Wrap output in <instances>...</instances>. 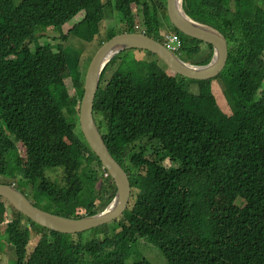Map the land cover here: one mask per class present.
<instances>
[{
    "label": "trees",
    "instance_id": "obj_1",
    "mask_svg": "<svg viewBox=\"0 0 264 264\" xmlns=\"http://www.w3.org/2000/svg\"><path fill=\"white\" fill-rule=\"evenodd\" d=\"M232 2L234 12L231 0H183L189 17L227 39V65L217 78L231 92L224 93L231 114L196 85L209 80L171 77L149 52L139 79L123 64L105 74L120 54L114 57L95 94L93 114L109 152L122 166L139 167L127 168L132 205L114 224L148 235L166 264H264V9L255 0ZM108 8L121 18L122 32L161 40L165 9L160 13L149 0H0V183L17 177L21 187L15 185L30 192L34 206L44 202L61 216L76 218L77 208L85 215L101 211L115 188L78 133L85 76L76 69L80 58L51 45L45 32L83 12L61 38L91 41ZM174 33L183 40L182 54L200 52V41ZM114 35L107 32L102 42ZM209 48L198 65L210 60ZM67 78L75 90L71 97ZM137 141H146L157 156L145 158L132 147ZM165 157L174 166L166 169L160 162ZM56 168L62 169L57 177L45 174ZM99 183L106 194L98 203ZM10 209L2 235L14 264H122L113 259L126 238H105L108 225L86 236L60 234ZM6 211L0 200V221ZM27 224L38 235L32 251ZM99 234L104 241L96 240Z\"/></svg>",
    "mask_w": 264,
    "mask_h": 264
},
{
    "label": "water",
    "instance_id": "obj_2",
    "mask_svg": "<svg viewBox=\"0 0 264 264\" xmlns=\"http://www.w3.org/2000/svg\"><path fill=\"white\" fill-rule=\"evenodd\" d=\"M166 4L168 19L177 30L212 48L210 62L202 66L189 64L173 55L160 42L140 33H121L105 42L93 56L88 67L79 106L78 122L86 143L100 161L102 168L113 179L116 194L111 204L100 214L80 220H70L36 209L13 185L0 184V197L10 202L33 222L58 233L75 234L109 223L126 208L129 196L126 175L108 153L92 115L99 76L113 56L128 49L144 50L158 56L175 74L192 80L206 81L216 78L225 68L227 45L224 37L215 29L190 19L181 8V0H166Z\"/></svg>",
    "mask_w": 264,
    "mask_h": 264
},
{
    "label": "rangeland",
    "instance_id": "obj_3",
    "mask_svg": "<svg viewBox=\"0 0 264 264\" xmlns=\"http://www.w3.org/2000/svg\"><path fill=\"white\" fill-rule=\"evenodd\" d=\"M105 1V0H103ZM150 3H157V5L162 8L163 5L159 2L164 3V0H149ZM258 5H262V9H264V0H255ZM263 2V3H262ZM228 8L232 10L233 4H229ZM111 10V12H110ZM233 11V10H232ZM234 12V11H233ZM79 15V14H78ZM77 15V16H78ZM74 17L70 22L76 21V19H80L82 17V14L77 18ZM119 15L113 8H109L108 11H106L105 19L102 21L100 24V30L98 36L91 42V43H84L80 41L79 39H76L74 37H69L67 40H62L61 39V34L66 32L71 24L65 25L63 28V31L61 29L57 28H50L47 30L45 36H49V38L53 41L58 42L59 44H63V49L65 51H70L72 55L75 57L80 58V61L78 63L77 69H80V72L84 75V72L86 71V67L88 64V60L94 56L96 51L98 50L99 47V40L102 41L104 40V35L106 32H112L115 33V35L120 34V29H124V24H120L119 21L121 22V18H119ZM137 20V18L135 19ZM162 24L167 22L166 15L162 17L161 19ZM168 25V23H167ZM61 31V32H60ZM44 39V38H43ZM144 61H149L148 55L144 53V51L140 50H128L125 53L119 55L113 62V65L109 66L108 69L106 70L105 74L110 73V75L113 73V71L121 64L131 67V69L134 71V77L136 79H139L143 76H145V68L144 66ZM198 61L197 58H192L190 60L191 63H196ZM130 69V68H129ZM85 70V71H84ZM168 74H172L169 73ZM222 75V74H221ZM220 75V76H221ZM65 83L67 86L70 87L71 91L69 92V95H72L74 90L72 87V83L69 78L65 79ZM200 91H204L209 97H212L215 101L216 106L219 108V110L226 114L229 115L232 113L233 110V105H231L230 101L227 99L224 93H226L229 97H231V92L225 87L223 89V84L221 82L220 78H215L210 81H208L205 85L201 86L199 84H196ZM195 84L192 83H186L187 88H190L191 90H195L197 92L198 87ZM73 91V92H72ZM18 152L22 154V157L24 156V149L21 147L20 144L17 145ZM147 156H151V154L146 153ZM24 165H26V161H22ZM167 164V163H166ZM61 174L60 170H57L54 172L53 176L56 177L57 175ZM95 177V174H94ZM6 183H16L18 186L21 187L20 181L15 177L14 180L6 181V178H4ZM0 182L1 178H0ZM98 188V199H102L104 197L105 190L104 186L101 185L100 183L97 185ZM24 191V190H22ZM37 207L41 209H49V205L44 203V202H36ZM9 209L10 207L7 206ZM8 215H11V210L6 211ZM49 212L53 213V209H49ZM11 218V216L5 215V219L8 221ZM6 223V222H5ZM5 223H1L0 225V234L3 232L5 228ZM35 232H31V236H33ZM83 236H86L90 234L89 231H86L82 233ZM2 237L0 236V239ZM75 238V237H74ZM152 249H150V248ZM0 264H14V254L12 248L8 245V243L5 240H1L0 242ZM124 260L126 263H134L141 258H145L148 260L151 264H166L165 259L159 252V250L153 246V245H143L139 240L133 242L130 244L124 251L123 254Z\"/></svg>",
    "mask_w": 264,
    "mask_h": 264
},
{
    "label": "clouds",
    "instance_id": "obj_4",
    "mask_svg": "<svg viewBox=\"0 0 264 264\" xmlns=\"http://www.w3.org/2000/svg\"><path fill=\"white\" fill-rule=\"evenodd\" d=\"M103 1V0H102ZM104 2V1H103ZM157 2V1H156ZM152 3L159 11H160V13H161V10L162 9H165V11H164V13H165V15H166V18H167V22L166 23H164V24H162V30L160 31V36H161V40L160 41H158V40H156V41H158V42H160L163 46H165L173 55H176L177 57H179L181 60H183V61H185V62H187V63H189V64H192V65H195V66H200V65H198V64H200L201 63V61H197L196 63H191L190 62V60L193 58V57H195V56H189V55H187V54H185V53H183L182 54V51H181V46H182V42H183V40H182V38L181 37H179L177 34H175L174 33V29L175 30H177L171 23H170V21H169V19H168V16H167V10H166V6H167V4H166V0H164V3H162V2H159V3H161L162 5H163V7L162 8H160L158 5H157V3ZM229 4H233V8H234V3L232 2V0H231V3H229ZM181 8H182V10H183V12L185 13V11H184V9H183V0H181ZM109 9V8H108ZM108 9H107V11H108ZM114 9V8H113ZM110 12H111V10H110ZM79 14V15H78ZM82 14V17L78 20V19H76V21H75V23L74 22H70L74 17H76L77 15V18L80 16ZM186 14V13H185ZM187 15V14H186ZM188 16V15H187ZM189 17V16H188ZM82 18H83V12H79V13H77L75 16H73L69 21H67V22H65V23H63L60 27H56V26H49V29L51 28H57V29H61L62 31H63V28L62 27H64L65 25H68V24H71V26H70V28L66 31V32H64V33H62L61 34V36L62 35H68V31L69 30H71L72 28H73V26L74 25H76V24H78L81 20H82ZM190 19H192L191 17H189ZM105 19V18H104ZM104 19L102 20V21H104ZM193 20V19H192ZM102 21H101V23H102ZM193 21H195V20H193ZM195 22H197V21H195ZM100 23V24H101ZM167 23H168V25H167ZM197 23H199V24H202V25H206V26H209V25H207V24H203V23H200V22H197ZM209 27H211V28H213L212 26H209ZM169 29H172L173 30V32L172 33H168V30ZM213 29H215V28H213ZM48 30V29H47ZM99 30H100V25H99ZM216 30V29H215ZM123 31V29L121 28L120 29V34L121 33H128V32H122ZM179 33H181L179 30H177ZM217 31V30H216ZM47 32V31H46ZM61 32V31H60ZM99 32V31H98ZM219 32V31H218ZM107 33V32H106ZM105 33V34H106ZM137 33H140V34H143V33H141V32H137ZM220 33V32H219ZM99 34V33H98ZM98 34L97 35H95L96 37L98 36ZM115 34V33H114ZM182 34V33H181ZM223 37H224V39L226 40V45H227V59H228V44H227V39L225 38V36L222 34V33H220ZM118 35V34H117ZM143 35H145V34H143ZM182 35H184V34H182ZM94 36V37H95ZM115 36V35H114ZM113 36V37H114ZM146 36V35H145ZM184 36H186V35H184ZM69 37H74V38H76V39H79L80 41H82V42H86V43H91L95 38L93 37V39L91 40V41H84V40H82V39H80V38H78V37H76V36H73V35H70V36H68L66 39H63V38H61L62 40H67ZM104 37H105V35H104ZM148 37V36H147ZM186 37H188V36H186ZM47 38H48V40H49V43L51 44V45H56V44H59L58 42H56V41H53V40H51L50 38H49V36H47ZM112 38V37H111ZM110 38V39H111ZM151 38V37H150ZM188 38H190V37H188ZM110 39H108V40H110ZM153 39V38H152ZM191 39H194V38H191ZM107 40V41H108ZM153 40H155V39H153ZM194 40H196V39H194ZM102 41H104V40H102ZM102 41H100L99 40V47H98V50H99V48L105 43V42H107V41H105V42H102ZM197 41H199V40H197ZM102 42V43H101ZM203 45H205L207 48H208V50L210 49L209 48V46L207 45V44H205V43H203L202 41H200ZM60 45V47H61V49L64 51V49H63V44H59ZM212 49V48H211ZM97 50V51H98ZM128 50H138V49H128ZM128 50H124V51H121L120 53H118V54H116L115 56H113L111 59H110V61L114 58V57H116L117 55H121L122 53H125L126 51H128ZM96 51V52H97ZM140 51H144V50H140ZM145 52H147V51H144V53ZM150 53V52H149ZM207 53L208 52H206V54H205V56L203 57V59L206 57V55H207ZM96 54V53H95ZM94 54V55H95ZM146 54V53H145ZM150 54H152V53H150ZM212 54H213V50H212V53H211V58H212ZM153 55H155V54H153ZM158 57V56H157ZM92 58H93V56H92ZM159 58V57H158ZM211 58H210V60H211ZM160 59V58H159ZM92 60V59H91ZM91 60H90V62H91ZM198 60H200V59H198ZM210 60L207 62V63H205V64H203V65H206V64H208L209 62H210ZM110 61L106 64V66L110 63ZM90 62H89V64L87 65V68H86V73H87V70H88V67H89V65H90ZM162 63H164V62H162ZM165 64V63H164ZM113 65V64H112ZM166 65V64H165ZM226 65H227V61H226ZM226 65H225V68H226ZM105 66V67H106ZM202 66V65H201ZM105 67H104V69H105ZM167 67V66H166ZM224 68V69H225ZM76 69H77V67H76ZM103 69V70H104ZM224 69H223V71H224ZM103 70H102V72H103ZM222 71V72H223ZM101 72V73H102ZM165 72L167 73V75H169V76H180V75H178V74H175L173 71H171L168 67H167V69L165 70ZM168 72L169 73H172V74H168ZM221 72V73H222ZM86 73L83 75L84 77V81H85V78H86ZM220 73V74H221ZM219 74V75H220ZM101 75V74H100ZM218 75V76H219ZM217 76V77H218ZM180 77H182V76H180ZM217 77H216V79H217ZM182 78H184V77H182ZM185 79V78H184ZM186 79H188V78H186ZM213 79H215V78H213ZM192 80V79H191ZM210 80H212V79H210ZM209 80V81H210ZM198 81H204V80H198ZM206 81H208V80H206ZM99 82H100V76H99V81H98V87H99ZM84 85V84H83ZM67 87V86H66ZM67 89H68V95H69V92L71 91V89L69 88V87H67ZM83 89H84V86H83ZM74 90V89H73ZM97 90H98V88H97ZM73 92V91H72ZM97 92V91H96ZM75 94V90H74V92H73V94L72 95H69L70 97L71 96H73ZM82 94H83V92H82ZM81 98H82V95H81ZM95 99V98H94ZM80 101H81V99H80ZM94 103V102H93ZM79 106H80V102H79ZM92 115H93V120H94V122H95V118H94V114H93V110H92ZM78 118H79V107H78ZM95 125H96V127H97V129H98V126H97V124H96V122H95ZM78 127H79V122H78ZM98 132H99V134L101 135V133H100V131H99V129H98ZM78 133H80V135H81V137L84 139V137H83V135H82V133H81V131H80V128H79V131H78ZM101 137H102V135H101ZM102 140H103V138H102ZM84 141H85V139H84ZM86 142V141H85ZM103 142H104V140H103ZM87 144V143H86ZM105 144V143H104ZM21 145V144H20ZM88 145V144H87ZM106 145V144H105ZM22 147V146H21ZM89 147V146H88ZM107 147V146H106ZM132 147L133 148H135L136 150H137V152H142L143 153V156L145 157V158H148V159H150V158H153V157H156L157 155H155V154H153V152L150 150V148H149V145H147V143H146V141H137L135 144H133L132 145ZM23 148V147H22ZM90 148V147H89ZM24 149V148H23ZM107 149H108V147H107ZM91 150V149H90ZM92 151V150H91ZM92 153H93V151H92ZM108 153L111 155V153L109 152V149H108ZM146 153H149V154H151V156H147L146 155ZM94 154V153H93ZM96 157V156H95ZM111 157L115 160V158L111 155ZM97 158V157H96ZM98 159V158H97ZM116 161V160H115ZM100 162V161H99ZM117 162V161H116ZM125 162H127V160H125ZM162 164H163V166H165L166 167V169L168 168V167H170V166H172L173 164L171 163L172 162V160L169 158V157H165L162 161H160ZM119 165H120V167L123 169V171H124V173H125V175H126V181H127V183L129 184V196H128V201H127V205H126V208L123 210V212L117 217V218H115L114 220H111L109 223H106V224H103V225H100V226H97V227H95V228H99V227H101V226H104V225H108V228H107V230H105L104 231V233H103V236L105 237V238H107V237H114L115 235H117L118 233L120 234V235H123V236H125V238H126V242H125V244L118 250V252H117V255L114 257V259H113V261H118V262H120V263H122V264H139V263H145V264H151L148 260H146L145 258H141L140 260H138V261H136V262H134V263H126L125 262V260H124V257H123V254H124V251H125V249L130 245V244H132L133 242H135V241H137V240H139L143 245H153V246H155L158 250H159V252L161 253V255L163 256V258H165L166 256H165V254H164V252H163V250L160 248V246L157 244V243H155V242H153L152 240H151V238L148 236V235H141V234H139L138 232H131V231H129L128 230V227L126 228V229H124V230H121V228H119V227H117V225L116 224H114L115 223V221L116 220H118L120 217H124V214H125V212L127 211V209L128 208H131V205H132V202L130 201V198H131V193H132V189H135V188H133V186L131 185V181H130V176H129V173L127 172V168H131V169H137V168H139V167H136V166H133V165H130V164H127L126 163V167H124V166H122L119 162H117ZM167 163V164H166ZM101 164V163H100ZM102 166V165H101ZM174 166V165H173ZM57 170H60L61 172H62V169L61 168H56V169H53V170H49V171H47L45 174H47V175H50L51 177H53V178H55L54 176H53V174H54V172H56ZM103 171H105V169H102ZM58 176V175H57ZM56 176V177H57ZM103 176L106 178V177H110L109 175H108V173L105 171L104 173H103ZM111 178V177H110ZM111 180H112V182H113V179L111 178ZM0 184H2V183H0ZM4 185H13L29 202H30V204L33 206V207H35L36 209H39V210H41V211H43V212H46V213H49V214H52V215H55V216H59V217H63V218H66V219H70V220H80V219H82V218H85V217H91V216H95V215H97V214H100L101 212H103L110 204H111V202H112V200H113V198H114V196H115V194H116V187H115V184H114V182H113V185H114V188H115V194H114V196H113V198L106 204V205H104V207L102 208V210L101 211H99V212H96L95 214H92V215H85V213H84V211L81 209V208H77L76 209V218L75 217H67V216H61V215H57V214H54V213H52V212H49V211H47V210H44V209H41V208H39V207H37V206H34L33 205V203H34V200L32 199V198H30L29 196H31L32 197V195L30 194V192H28V193H24V192H22V190L21 189H18L17 188V186L15 185V183H12V184H4ZM104 190H105V187H104ZM0 200H1V202L2 203H4L5 204V206H9V207H13L20 215H22V217L24 218V221H26V220H28V221H30L31 223H33V224H35V225H37V226H39V227H41V228H44V229H46V230H49V231H53V230H50V229H47V228H45V227H43V226H41V225H39V224H37V223H35V222H33L31 219H29L28 217H26L25 215H23L20 211H18L10 202H8V201H6V200H4V199H2L1 197H0ZM101 200V199H100ZM99 199L97 200L98 201V203H99V201H100ZM7 209L8 210H11V209H9L8 207H7ZM5 215H7L8 217L9 216H11V215H8V213L6 212L5 213ZM126 216V215H125ZM9 221V220H8ZM6 219H5V217L0 221V224L3 222V223H5V227H6V224H7V222H8ZM1 226V225H0ZM27 229L30 231V233L31 232H35L28 224H27ZM95 228H92V229H95ZM5 229V228H4ZM92 229H89V230H87V231H89L90 232V230H92ZM4 231V230H3ZM53 232H56V231H53ZM84 232H86V231H83V232H81V233H84ZM3 233V232H2ZM2 233H1V239H0V242H1V240H4V238H3V235H2ZM58 233V232H57ZM81 233H75V234H67V235H77V234H81ZM60 234H63V233H60ZM30 236H31V234H30ZM101 236L102 235H98V237H97V241H100V242H102V241H104L105 239H101ZM37 238H38V235L35 233L33 236H31V239H30V242H29V245L27 246V250L28 251H32V249L35 247V245H36V240H37ZM150 248V247H149ZM151 249V248H150ZM152 250V249H151ZM1 257V256H0ZM112 261V262H113ZM15 261H13V263H14ZM229 262H226V261H224V262H222V264H228ZM114 264V263H113Z\"/></svg>",
    "mask_w": 264,
    "mask_h": 264
},
{
    "label": "flooded vegetation",
    "instance_id": "obj_5",
    "mask_svg": "<svg viewBox=\"0 0 264 264\" xmlns=\"http://www.w3.org/2000/svg\"><path fill=\"white\" fill-rule=\"evenodd\" d=\"M173 30L172 29H169L168 30V33H172ZM199 48H200V52L193 58H197V59H200L198 61H202L203 60V57L205 56L206 52H208V48L203 45L202 43L198 44Z\"/></svg>",
    "mask_w": 264,
    "mask_h": 264
}]
</instances>
